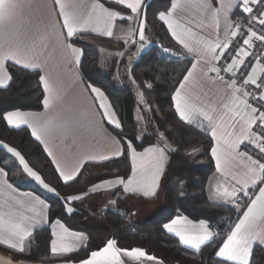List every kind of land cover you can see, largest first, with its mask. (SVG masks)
<instances>
[{
	"label": "snow or ice",
	"instance_id": "obj_1",
	"mask_svg": "<svg viewBox=\"0 0 264 264\" xmlns=\"http://www.w3.org/2000/svg\"><path fill=\"white\" fill-rule=\"evenodd\" d=\"M112 3L130 10L132 15L124 16L99 0L90 5L54 0L62 23L49 18L33 28L31 21L23 20L24 9L33 7L31 0H0V86L6 87L11 82L9 64L34 72L42 89L44 108V113L8 111L2 119L8 126L30 129L31 136L44 147L65 184L80 175L85 163H104L127 153L131 160V175L127 179L117 175L103 180L92 185L89 193L122 186L125 192L152 196L159 187L167 152L173 151L163 133H159V145L150 146L143 152H137L131 141L121 144L119 139L105 133L109 150L106 153L86 152L72 169L63 167L49 146L53 139L66 141L72 138L74 144L77 142L73 134L77 122H70L57 112L64 103V94L54 73L56 67L70 69L73 64L81 63L82 50L69 42L71 38L87 32L111 38L113 21L119 18L137 22L138 27L129 30V36L133 37L130 42L135 45L138 37V51L145 46L146 13L142 0H112ZM158 19L194 60L171 99L179 121L189 127L195 126L213 142L210 155L222 181L217 180L213 185L212 198L236 209L240 208L244 198L250 201L238 222L223 236L213 232L208 221L194 223L184 215H177L163 227L177 237L181 245L197 252L219 237L215 256L220 264H251L254 249H264V186H260L264 185V47L255 50L256 42L264 46V0H170V6L158 13ZM14 24L16 27L10 33L9 27ZM57 50L64 63L50 66ZM117 55L123 56V53ZM145 87L151 89L152 85ZM85 91L91 94L97 108L86 114L93 128L101 130V124L107 121L122 131L104 91L91 84L85 86ZM140 99L143 102V93H140ZM0 147L18 161L28 177L47 192L58 195L21 152L2 141ZM7 176L8 173L0 168L2 186L11 193L8 199L0 201V245L23 253L25 239L30 237L36 223L45 220L48 205L38 195H15ZM256 188L258 193L253 197L250 190ZM89 193L70 196L67 201L81 200ZM66 210L68 213L73 211L71 207ZM51 237L53 254L72 253L87 240L83 233L70 231L58 221L52 225ZM131 261L160 264L146 250L139 247L121 249L114 239L92 251L89 258L79 264H130Z\"/></svg>",
	"mask_w": 264,
	"mask_h": 264
},
{
	"label": "trees",
	"instance_id": "obj_2",
	"mask_svg": "<svg viewBox=\"0 0 264 264\" xmlns=\"http://www.w3.org/2000/svg\"><path fill=\"white\" fill-rule=\"evenodd\" d=\"M101 3L124 15L130 14L126 8L112 2L101 0ZM169 6L170 0H145L143 5L146 13L145 34L151 41V46L140 55L130 69L133 84L143 93L151 126L155 125L153 127L156 134L153 131L144 133L139 131L134 117L138 104L131 86H116L113 66L108 70L101 66L102 50L117 52L123 50L124 45L116 39L88 35L75 36L69 41L82 50L79 65L82 78L86 83L104 91L122 126V131L111 127L107 129L122 144L131 141L137 151L154 145L159 133H163L173 149L168 152L163 192L159 196L161 202L158 199L150 202L141 201L140 210L131 217L132 223L126 220L124 213L135 210L137 201L133 198H129L133 203L129 206L123 205V201L118 199L116 201L118 211L105 210L98 213L101 225L97 227L84 224L82 219L87 212L76 204L73 205L76 207L72 213L66 212L64 200L67 197L85 193L92 185L117 175L127 178L131 172L129 156L126 153L104 163L85 164L74 181L62 183L41 146L32 139L27 129H10L2 119L3 114L8 111L42 110L43 93L38 84L37 74L8 65L11 82L6 88L0 89V141L21 152L29 165L56 190L58 195L47 192L34 181L27 179L15 158L2 147L0 168L8 173L7 179L15 188L31 191L47 202L49 224L59 220L68 229L84 233L87 237V244L82 252L56 257L57 260H54L50 254L51 236L47 226L35 231L27 239L21 258L42 263L78 261L89 252L99 249L121 225L128 224L129 230L114 236L120 248L139 247L169 264H220V260L215 257L220 239H215L200 251L193 252L181 247L175 238L163 230V225L178 214L187 216L192 221L206 220L209 225L222 218L236 220L239 217V213L230 207L213 205L207 200L206 184L214 170L210 157L212 140L195 126L189 127L179 121L174 112L171 96L185 75L191 60L179 58L168 62L165 57V49L175 53L180 51V47L171 39L157 18L158 13L165 11ZM146 84H151L152 88H146ZM0 250L7 251L1 246ZM251 264H264V251L260 247L254 249Z\"/></svg>",
	"mask_w": 264,
	"mask_h": 264
},
{
	"label": "crops",
	"instance_id": "obj_3",
	"mask_svg": "<svg viewBox=\"0 0 264 264\" xmlns=\"http://www.w3.org/2000/svg\"><path fill=\"white\" fill-rule=\"evenodd\" d=\"M104 1L112 2V0H104ZM31 2L33 4V7L30 8V9H24V11H23V20L25 22L31 21V24H32L33 28L35 27V25L37 23H39V22H46L49 18L56 19V20H60L61 23H62V18H60L59 15H58V8H56V6L54 4V0H31ZM71 2L74 3V4L75 3H81L82 2V3L86 4V5H90L91 3L94 2V0H71ZM99 2L101 3V0H99ZM144 2H145V0H142V5H144ZM53 9H55V11H53ZM74 10H78V9H74ZM128 11L130 12V10H128ZM129 15H132L131 12H130ZM124 16H128V15H124ZM157 18H158V16H157ZM160 22L164 25V27L166 28L167 32L169 33V31L167 29V26L162 21H160ZM16 23H19V21H17ZM15 27H16V24L10 26L9 27V32L11 33L12 31H14ZM57 27L59 28L60 25L58 24ZM137 27H138V24L135 21H128L126 19L121 20V19L118 18L117 20L113 21V36L111 38L120 41L124 45V48H123L124 51H125V49L127 47H129V49L132 50L131 53H133L135 51V49L137 48V46L140 45V42L138 40V37L136 38L135 45H133L130 42L133 37H130L129 36V30L131 29V30L134 31ZM79 35L80 36L81 35H88V36H96V37L105 38V39H111L109 37L101 36V35H99L97 33H93V32H87V33H83V34H78L76 36H79ZM169 35H170V33H169ZM170 37H171V35H170ZM171 39L176 43V41L172 37H171ZM125 40H128L129 42L128 43H125ZM257 43L258 42H256V45H257ZM177 45L180 47V51L178 53H176V54L178 56H180L181 58H188V59H190L191 60V64H192L194 62L192 55L191 54H187L186 53V50L183 49L182 46H180L179 44H177ZM74 47H76V46H74ZM149 47H150L149 41H146L145 40V46H144L145 49L144 50H147ZM76 48H78V47H76ZM123 50L117 51V52H107V51H102L101 52V62H102V59H105L107 62H110V67L113 66V68H114V70H113V76H115V75L118 76V74H119V64L123 60V58L125 57V53H124L123 56H120V55H117V54L123 52ZM106 61H104V62L106 63ZM63 63L64 62H63V60L61 59V57L59 55V50H57V54L55 55V58L52 61V63L50 64V66H52L53 64L54 65H63ZM191 64L188 67V69L191 68ZM79 65L73 64L70 69H66V68H62V67H56L54 69V73L57 76L60 85L62 86V90H63V94H64V103H63V105H61V106H59L57 108V112H59L64 119H66V120H68L70 122L71 121L77 122L76 128L73 129V134H74V136L76 138V141H77L75 144L73 143L72 138H69L66 141H62L60 139H53V140H51L49 142V146L56 153L57 158L61 162V165L63 167H65V168H67V169H72V168L76 167L78 165V163L81 161L82 157L84 156V154L86 152L91 151V152H105L106 153L109 150V146H108V141H107V139L105 138V135H104L105 133H107L110 136L116 137L115 135H113L107 129V127L114 128L107 121H104L101 124V126H100V129L101 130H96V129L93 128L92 124L90 123L89 119L87 118V115L86 114L87 113H90V112H93V111H97V108L93 104V100H92L91 94L89 92L85 91V86L88 83H86L84 81V79L82 78V76L80 74V71H79ZM132 66L133 65H129L126 68L127 71H124V73H123L124 76L127 77L128 82H130L129 81V78L131 79L130 69H131ZM126 73L128 75H126ZM210 75H214V74H210ZM130 83L133 84V82H130ZM6 87L5 86H0V89L6 88ZM135 98H136V96H135ZM107 102L110 104V102H109L108 99H107ZM137 104H138V101H137ZM172 104H173V101H172ZM137 109H138V105H137V108H136V110L134 112L135 121L138 124V121H137ZM110 110H113L112 106H111V109ZM30 112H32V111H30ZM35 113H44L43 105H42V110L39 111V112H35ZM97 119H99V116L98 115H97ZM4 122L7 125V123H6L5 120H4ZM140 125L138 124V129L141 132V126ZM7 127H9L10 129H17V128L8 126V125H7ZM21 128L27 129V131L31 135L30 129H28L25 126H22ZM32 139L35 140L33 137H32ZM37 143L41 146L43 152L47 156V154H46V152L44 150V147L39 142H37ZM159 144H160V140H159V137H158L157 142L154 145H150V146H156V145H159ZM150 146H147L144 149H142L141 151H137V152H143L146 148H148ZM210 157H211V155H210ZM47 158L50 160V158L48 156H47ZM211 160L213 162L214 170H213L212 174L209 176V178L207 180V184H206V189L205 190H206L207 200L209 201V203H211L213 205L228 206L232 210H234L236 213H239V217H241L243 215V211L246 210V206L247 205L244 208H241L240 207L239 209H236L231 204L225 203L222 200H217V199H213L212 198V191H211L212 190V187L217 182V180H221L222 181V178L216 172L214 160L212 158H211ZM50 162H51V160H50ZM129 162H130V167H131V160H130V158H129ZM167 162H168V152H167V155H166L165 168H164V171H163V173L161 175V178H160V181H159V187H161V186L163 187V177H164L165 170H166V167H167ZM88 163H95V162H88ZM88 163H85V164H88ZM52 166L55 169V167H54L53 164H52ZM20 167L22 169V166H20ZM22 171H23V169H22ZM55 172H56V170H55ZM23 173H24V176L27 179H30V180L34 181L32 178L28 177L27 174L24 171H23ZM130 175H131V172H130ZM127 178H125V179H127ZM111 179H113V178H111ZM107 180H109V179H107ZM34 182L37 185H39L36 181H34ZM61 182L64 183L62 180H61ZM100 182H98V183H100ZM98 183H96V184H98ZM260 186H264V185H260ZM40 187H42V186H40ZM13 188L15 189V195H17V196H19L20 194H26V193H31L33 195H36L35 193H33L31 191H22V190H19V189L15 188L14 186H13ZM89 189L87 190L86 193H89ZM104 190L106 192H110L112 194V196H113V199L115 200V205H114V207H112L113 209H106V210L118 211L117 205H116V201L118 199H122V197H124V196L129 197V198H133L134 200L137 201V203H135V210L133 211L132 214H135L137 211L140 210L141 203L142 202H147V201L150 202V201H154L156 199H158L159 202H161L160 197H159V196H161V194L158 195L157 194V191H156V194L155 195H152V196H144L141 192H125L123 190V187L122 186H117V187H114V188H111V189H104ZM254 190H255V194H257L258 193V188L254 189ZM99 191H102V190H97L95 192H99ZM89 194H87L85 197L89 196ZM9 195H11V193L8 190H6V189L3 188V186H2V178H0V201L8 199ZM41 199H43V198H41ZM139 199H142V202L139 201ZM46 204H47V202H46ZM120 212L123 214L122 211H120ZM178 215H182V214H178ZM176 216H174L172 219H174ZM238 218L235 220V223L238 222ZM171 220L168 221L167 223H170ZM57 221L60 224H63L59 220H55V221H53L50 224L48 223V208H47L45 210V220L44 221H40V222L36 223L33 226L32 231H31V235L35 231L41 230V229H43V228H45V227L48 226L49 229H50V236H51V228H52V225L55 224ZM193 222L194 223H198L199 221H193ZM167 223H165V224H167ZM57 230H59V227L58 226H57ZM163 230L165 231L166 234H168V235L172 236L173 238H175L177 240L178 244L181 247H183V248H185V249H187L189 251L197 252V251H195L193 249H189V248H186L185 246L181 245L179 243V241H178V238L175 237L173 234L167 233V231L164 229V227H163ZM70 231H72V230H70ZM28 238L25 239V242L27 241ZM25 242H24V244H25ZM86 244H87V240H85L84 242L80 243L78 245V247L72 253L53 254L50 251V254H51L52 257H60V256L71 255V254H78V253L82 252L85 249ZM0 246L3 247V248H5L6 250H8V252L11 253V254H21V252L12 251V250H9V249H7L6 247H4L2 245H0ZM262 250L264 251V249H262ZM217 259H219V258H217Z\"/></svg>",
	"mask_w": 264,
	"mask_h": 264
},
{
	"label": "rangeland",
	"instance_id": "obj_4",
	"mask_svg": "<svg viewBox=\"0 0 264 264\" xmlns=\"http://www.w3.org/2000/svg\"><path fill=\"white\" fill-rule=\"evenodd\" d=\"M145 37H146V41H149V44L151 46V41L146 36V34H145ZM139 48H140V45L137 46V48L135 49V51L133 53H131L132 50H130L129 47H127L125 49V51L123 50V52H121V53H123V55L125 53V57L123 58V60L119 64L118 76L115 75V76H113V78H114V82H115L116 86H120V87L127 86V85L131 86L133 93L136 96V100L138 101L137 121H138L139 125L141 124L140 125L141 126V132L144 133V132L153 131V133L156 134V130H154L155 125L153 124L151 126L152 123H151V119H150V115L148 112L147 105L145 104L144 100L142 102L140 99V93H141L140 90L137 88V86L135 84L130 83V82H133V81H131L132 79L129 78L130 82H128L127 77H125L123 74L124 71H127L126 68L129 65H134L135 62L140 57V55L146 51V50H144L145 48L138 51ZM102 51H104V50H102ZM165 54H166L165 57H166L168 62H171V61H174L176 59L181 58L175 52L166 51ZM104 61H106V60L102 59L101 66L104 69L108 70V68L110 67V62L106 61V63H105ZM126 75H128V74L126 73ZM162 192H163V190H162V186H161L158 188L157 194L160 195ZM51 194H54V193H51ZM82 194H84V193H82ZM79 195H81V194H79ZM85 196L81 200H76V201H71V202L67 201V198H68L67 197L64 200L65 208L67 209L68 207H71L74 211V207H76V205H77V207H80L81 209H83L87 212V215L82 219V221L84 222L85 225L90 226V227L100 226L101 224L98 221V213H102V211L104 212L106 209H113L112 207H114V205H115V200L113 199L112 194L110 192H106L105 190H102L99 192H91L89 194V196H87V197H85ZM121 200L123 201V205L129 206L132 203V201L129 200V197H126V196L122 197ZM139 201H142V199H139ZM74 204H76V205L73 206ZM66 212H67V210H66ZM132 213L133 212L124 213L126 220L129 222L132 221L131 217L134 215ZM7 251L0 250V253L7 255V256H10L14 260L23 259V258H21V254H11ZM52 259L57 260L56 257H53Z\"/></svg>",
	"mask_w": 264,
	"mask_h": 264
},
{
	"label": "water",
	"instance_id": "obj_5",
	"mask_svg": "<svg viewBox=\"0 0 264 264\" xmlns=\"http://www.w3.org/2000/svg\"><path fill=\"white\" fill-rule=\"evenodd\" d=\"M127 225L128 224H123L117 230L113 231L111 233V236L108 238V240L109 239H114L115 235L120 234L121 232H123ZM108 240H106V242L99 249L103 248L106 245ZM132 248H137V247H132ZM132 248H130V249H132ZM99 249H96V250H99ZM121 249H126V248H121ZM96 250H93V251H96ZM91 252H89L86 257H84V258H82V259H80L78 261L66 260V261H56V262H49V263L36 262V261H31V260H26V259L14 260L10 256H7V255H4V254L0 253V264H79L80 261L88 259ZM150 255L154 256L153 254H150ZM157 261L160 262V264H169V263L164 262L160 258H157ZM130 264H138V262L131 261ZM173 264H178V263H173Z\"/></svg>",
	"mask_w": 264,
	"mask_h": 264
},
{
	"label": "built area",
	"instance_id": "obj_6",
	"mask_svg": "<svg viewBox=\"0 0 264 264\" xmlns=\"http://www.w3.org/2000/svg\"><path fill=\"white\" fill-rule=\"evenodd\" d=\"M233 19H236V17H234ZM261 47H264V46H261L258 42L257 45L255 46V50L259 51L261 49ZM249 151L251 153V149ZM251 154L255 155V153H251ZM254 194H255V190L254 189L250 190V195L254 196ZM248 202H249V200L247 198H244L240 204V207L244 208ZM234 223H235V220H233L231 218H222L221 220L212 223L210 225V228L213 232L220 233L221 236H223V234H225L229 231L230 227H232L234 225ZM124 230H129V226H126ZM216 239H220V238L218 237Z\"/></svg>",
	"mask_w": 264,
	"mask_h": 264
}]
</instances>
